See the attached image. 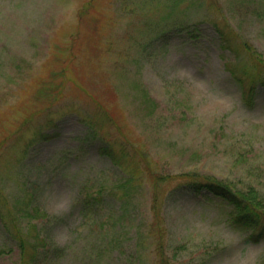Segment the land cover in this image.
Here are the masks:
<instances>
[{"label": "rangeland", "instance_id": "rangeland-1", "mask_svg": "<svg viewBox=\"0 0 264 264\" xmlns=\"http://www.w3.org/2000/svg\"><path fill=\"white\" fill-rule=\"evenodd\" d=\"M256 57L264 0H0V218L29 249L33 223L67 246L44 264H161L159 244L166 264H264L230 206L182 186L204 176L264 199V90L242 99ZM101 185L113 197L85 220ZM27 187L47 221L20 211ZM26 261L0 223V264Z\"/></svg>", "mask_w": 264, "mask_h": 264}, {"label": "trees", "instance_id": "trees-1", "mask_svg": "<svg viewBox=\"0 0 264 264\" xmlns=\"http://www.w3.org/2000/svg\"><path fill=\"white\" fill-rule=\"evenodd\" d=\"M219 40L221 41L220 44L225 43L222 41V35L220 34ZM227 47V46H226ZM249 50V49H248ZM255 53V52H252ZM258 64L264 67L263 59H258L256 57ZM251 82L255 84L252 86L247 92L243 94V101L246 103L248 107H251L254 102V98L256 95V89L261 88L264 90V74L261 72H256L255 74L251 75ZM47 92H44L46 95ZM102 114V113H101ZM83 116V115H82ZM79 116L78 118L82 117ZM104 120L108 123L109 119L106 116H103ZM84 116L82 117V120ZM106 119V120H105ZM54 121L53 119H49L47 123V127ZM101 122V123H102ZM86 126L88 127V133L92 134V137L98 138L101 126L96 125L91 121V119L86 120ZM22 129H18L17 132L21 131ZM39 137L41 139L44 137L43 130H39L36 133L32 134V137L29 138L25 149L32 145L33 140H37ZM5 140L0 142V146L3 145ZM25 145V144H24ZM99 153L103 156L109 157L113 162L119 163V159L122 160L123 153L120 155H116L112 144H104L98 147ZM134 175V174H133ZM155 179L159 178L160 176L155 175ZM160 179V178H159ZM127 179V181H129ZM186 187L190 192L193 194H201L207 193L212 197L218 198L225 204L231 207V212L229 216V221L232 226L237 230H242L246 233V241L251 243H259L260 241L264 240V199L257 193V189L253 186L247 187L245 190L235 186L233 184L227 183L222 180H218L216 178H208L204 176L194 177L187 182V184L182 185ZM30 188H26L25 197H29L28 203L24 208H21L20 211H23L25 216H28L31 219H45L47 221L48 216L45 214L39 215V210L37 208H31V200L30 195L31 191ZM111 188H107L105 185H101L98 190L95 192H88L85 196V200L82 203V214L83 219L87 220L92 219L94 214V210L97 205H105L107 202V197H113L110 194L112 193ZM176 191V190H175ZM23 200L21 201V203ZM20 203V205H21ZM154 211V209H153ZM107 222L104 226L106 228L109 226L107 225L110 221V216L106 217ZM90 221V220H89ZM0 223L5 233H8L9 236L14 240L15 244L17 245L22 258L27 254L29 256V261H26V264H44L51 262L54 257L60 256L62 253H66L67 246H57L56 244H52L47 236H40V227L37 223H33V226L36 229V236L37 240L32 242V249L28 248V244L30 242L23 236V234L19 230V226L17 221L11 216V214H6L4 217L0 218ZM84 224L86 222H83ZM89 223V222H88ZM83 224V225H84ZM45 228V225H44ZM162 246L159 244L158 251L160 252L159 256L161 258V264H166L165 260L163 259V254L161 250ZM30 250V252H28ZM103 252V251H100ZM94 254L87 253L85 255V261L89 264L90 259L93 257ZM95 257V256H94ZM136 259H133L137 264H143L139 256L135 255ZM163 259V261H162Z\"/></svg>", "mask_w": 264, "mask_h": 264}]
</instances>
